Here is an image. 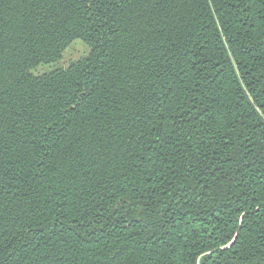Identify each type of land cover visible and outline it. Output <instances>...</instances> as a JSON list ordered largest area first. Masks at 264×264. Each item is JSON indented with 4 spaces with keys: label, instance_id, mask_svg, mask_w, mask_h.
Segmentation results:
<instances>
[{
    "label": "trees",
    "instance_id": "obj_1",
    "mask_svg": "<svg viewBox=\"0 0 264 264\" xmlns=\"http://www.w3.org/2000/svg\"><path fill=\"white\" fill-rule=\"evenodd\" d=\"M0 264H264V0H0Z\"/></svg>",
    "mask_w": 264,
    "mask_h": 264
},
{
    "label": "rangeland",
    "instance_id": "obj_2",
    "mask_svg": "<svg viewBox=\"0 0 264 264\" xmlns=\"http://www.w3.org/2000/svg\"><path fill=\"white\" fill-rule=\"evenodd\" d=\"M87 51L86 46L81 41H74L65 51L64 57L58 63L42 64L38 66L34 71L41 74L53 70L58 66H67L72 61L79 58Z\"/></svg>",
    "mask_w": 264,
    "mask_h": 264
},
{
    "label": "water",
    "instance_id": "obj_3",
    "mask_svg": "<svg viewBox=\"0 0 264 264\" xmlns=\"http://www.w3.org/2000/svg\"><path fill=\"white\" fill-rule=\"evenodd\" d=\"M74 62H72V64H73Z\"/></svg>",
    "mask_w": 264,
    "mask_h": 264
}]
</instances>
